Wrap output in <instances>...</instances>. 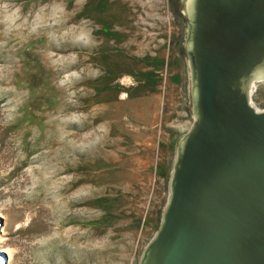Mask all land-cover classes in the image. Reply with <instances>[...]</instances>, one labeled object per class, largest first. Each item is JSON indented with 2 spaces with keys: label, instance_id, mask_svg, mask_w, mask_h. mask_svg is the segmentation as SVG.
Segmentation results:
<instances>
[{
  "label": "rangeland",
  "instance_id": "374dc122",
  "mask_svg": "<svg viewBox=\"0 0 264 264\" xmlns=\"http://www.w3.org/2000/svg\"><path fill=\"white\" fill-rule=\"evenodd\" d=\"M188 43L185 0H0L9 264H141L196 122Z\"/></svg>",
  "mask_w": 264,
  "mask_h": 264
},
{
  "label": "water",
  "instance_id": "95a60500",
  "mask_svg": "<svg viewBox=\"0 0 264 264\" xmlns=\"http://www.w3.org/2000/svg\"><path fill=\"white\" fill-rule=\"evenodd\" d=\"M196 122L141 264H264V0H185ZM3 220L0 218V238ZM0 264H9L0 252Z\"/></svg>",
  "mask_w": 264,
  "mask_h": 264
},
{
  "label": "bare ground",
  "instance_id": "6f19581e",
  "mask_svg": "<svg viewBox=\"0 0 264 264\" xmlns=\"http://www.w3.org/2000/svg\"><path fill=\"white\" fill-rule=\"evenodd\" d=\"M16 54H22V53H25V49H24V45L23 44H19V46L17 47V50L15 51ZM259 84H264V74L262 72H258L256 75H255V80L252 82V86H251V95L252 93L255 91V89L257 88V86ZM252 103V101H251ZM253 105V103H252ZM254 106V105H253ZM256 108V107H255ZM258 110V109H257ZM87 177V176H86ZM81 181V180H80ZM7 189V188H6ZM2 195L4 197H7V196H11V197H19L21 196V194L19 192H16L14 191V188L12 186H9V191L6 192V193H2ZM26 203V202H25ZM28 204V203H27ZM22 206V205H21ZM32 211V207H28L27 205L20 208L19 209V216L18 217V220L19 221H23L24 220V217L26 215V213ZM74 215V214H73ZM2 213L0 212V217H2ZM69 224H77L76 220L74 218H70L69 221H68ZM26 231H28V234H29V241L33 240L35 238V234H36V230L34 229L33 227V224L30 225L27 229H25ZM0 240H2V238H0ZM0 251L1 252H7L9 254V257L10 259L12 260V257H14L13 255V252L10 251L9 249H7L6 247L2 246L1 245V241H0Z\"/></svg>",
  "mask_w": 264,
  "mask_h": 264
}]
</instances>
